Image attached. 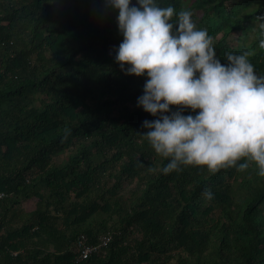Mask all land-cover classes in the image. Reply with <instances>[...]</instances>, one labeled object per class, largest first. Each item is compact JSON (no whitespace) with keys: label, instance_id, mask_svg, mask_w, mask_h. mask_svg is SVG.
<instances>
[{"label":"trees","instance_id":"1","mask_svg":"<svg viewBox=\"0 0 264 264\" xmlns=\"http://www.w3.org/2000/svg\"><path fill=\"white\" fill-rule=\"evenodd\" d=\"M156 3L190 10L221 64L254 51L264 75V0ZM117 17L106 0H0V264H264V177L255 164L163 173L140 136L159 119L137 106L147 73L115 59ZM126 183L138 184L127 196ZM105 234L107 247L77 258L79 240Z\"/></svg>","mask_w":264,"mask_h":264},{"label":"clouds","instance_id":"2","mask_svg":"<svg viewBox=\"0 0 264 264\" xmlns=\"http://www.w3.org/2000/svg\"><path fill=\"white\" fill-rule=\"evenodd\" d=\"M118 10L123 41L116 62L126 75L147 73L144 94L137 106L159 119L145 120L140 134L154 152L168 160L165 175L183 167L206 168L210 174L255 164L264 177V75H257L250 57L225 52L221 64L206 29H197L190 10L178 13L156 0H106ZM174 16L177 17L173 22ZM259 21V48L264 50V17ZM130 65L125 70L124 66ZM198 73V76H197ZM176 106L181 111L169 113ZM183 109L199 110L195 116ZM246 160L245 163L238 161ZM153 171V169H149ZM201 195L213 199L210 189Z\"/></svg>","mask_w":264,"mask_h":264},{"label":"built area","instance_id":"3","mask_svg":"<svg viewBox=\"0 0 264 264\" xmlns=\"http://www.w3.org/2000/svg\"><path fill=\"white\" fill-rule=\"evenodd\" d=\"M0 197H3V194H0ZM112 239L111 234H105L99 237L98 243L96 245H87L83 241L79 240L76 244V249L78 252V259L82 260L90 256L93 252L101 250L107 247Z\"/></svg>","mask_w":264,"mask_h":264},{"label":"rangeland","instance_id":"4","mask_svg":"<svg viewBox=\"0 0 264 264\" xmlns=\"http://www.w3.org/2000/svg\"><path fill=\"white\" fill-rule=\"evenodd\" d=\"M234 37V36H233ZM231 37V38H233ZM230 38V39H231ZM241 41L243 40V38L240 39ZM236 43V41L234 42ZM138 184H125V188L123 189L125 192L124 194L127 196L128 195V191L131 190L132 188H134L135 186H137ZM37 203H38V199L36 198H33L31 200H28V201H25L23 204H22V208L23 210L25 211H31V210H35V208L37 207Z\"/></svg>","mask_w":264,"mask_h":264}]
</instances>
